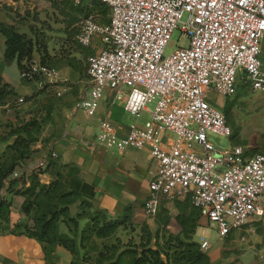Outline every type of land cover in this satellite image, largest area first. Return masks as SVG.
<instances>
[{
    "label": "built area",
    "instance_id": "1",
    "mask_svg": "<svg viewBox=\"0 0 264 264\" xmlns=\"http://www.w3.org/2000/svg\"><path fill=\"white\" fill-rule=\"evenodd\" d=\"M91 1L74 3L85 7ZM95 1L110 8L109 20L99 21L93 9L80 21L75 37L93 50L87 56L89 85L77 106L94 115L108 88L111 102L123 100L136 120L147 113L123 134L104 118L96 134L109 148H150L157 170L145 213H157L162 196H188L220 238L262 215L264 153L249 154L240 143L216 145L209 134L232 133L224 111L211 101L213 93L232 97L239 80L264 91V0ZM176 29L187 42L165 54ZM20 76L43 87L62 82L59 70L41 58L27 63ZM57 156L43 155L35 168ZM199 241L202 248L211 243L204 235Z\"/></svg>",
    "mask_w": 264,
    "mask_h": 264
},
{
    "label": "rangeland",
    "instance_id": "2",
    "mask_svg": "<svg viewBox=\"0 0 264 264\" xmlns=\"http://www.w3.org/2000/svg\"><path fill=\"white\" fill-rule=\"evenodd\" d=\"M32 3L29 4L32 7L24 9V12L14 9L12 5H2L4 10L13 11V21L7 24L20 35L21 60L41 54L46 57L45 62L57 69L55 63L64 58L87 61L91 50L78 44L74 37L82 16L96 9L94 13L99 21L107 22L110 8L95 0L85 7L75 5L74 0H33ZM186 42V38L176 29L165 54ZM54 58L56 62L51 60ZM261 59L264 62L263 53ZM85 65L88 68L87 62ZM85 78L87 81L89 74H85ZM235 89L232 97L213 93L211 100L224 111L231 135L226 137L210 133L209 137L219 146L240 143L247 147L249 154L264 153V91H253L241 80ZM107 91L109 89L105 88L99 105ZM152 106L153 102L149 104V107ZM18 179L19 176L12 173L8 178L11 180L10 187L7 188V182L3 191L21 192ZM47 200L57 208L64 207L52 195L44 199ZM77 203L78 210L72 212L68 206V210L60 215L62 221L58 222L57 232L65 235L64 244L39 241L47 264H130L134 257L141 254L151 262L147 264H236L242 253L240 258L244 261L255 263L260 260L261 263L249 244L256 247L264 245V213L238 230L239 242L236 243L234 232L223 238L218 237L216 228L208 225L188 196H162L159 211L153 215L146 214L143 207H138L127 209L120 217H110L96 212L88 204ZM36 213V207H33L29 217H34ZM34 222L33 218V222L29 223L33 225ZM8 228L7 222L0 220V230ZM17 229L12 226L10 231ZM202 235L211 241L208 248L200 245ZM199 254H205L209 263L197 258Z\"/></svg>",
    "mask_w": 264,
    "mask_h": 264
},
{
    "label": "crops",
    "instance_id": "3",
    "mask_svg": "<svg viewBox=\"0 0 264 264\" xmlns=\"http://www.w3.org/2000/svg\"><path fill=\"white\" fill-rule=\"evenodd\" d=\"M32 1L0 0V21L5 24L13 21V11L4 10V3L24 12V9L32 7L29 5ZM98 39L99 36H96V41ZM5 40L0 34V83L6 84L12 92L3 98L4 102L0 100V165L9 164L12 159L15 161L12 173L17 172L22 189L36 179L64 192H78L79 198L68 204L72 212L78 210L77 201L80 203L81 200L110 217L124 215L128 207H143L150 192L149 181L157 170L150 148H109L96 140V134L100 120L104 118L115 124L123 134L133 122L142 124L147 113L136 120L125 110L123 100L111 102L113 92L109 90L96 113L88 115L77 106V100L89 85V79L86 81L85 78L88 74L87 61L73 57L57 61L55 65L62 82L43 87L39 82L24 81L17 64L5 59ZM75 40L78 43L76 37ZM86 49L93 50L90 47ZM33 58H41V54ZM51 60L56 62V58ZM60 83H63L64 89L58 95L56 92ZM20 96H25L26 100L19 102ZM50 151H56L58 156L51 159L46 167L36 169L39 159ZM0 193L11 202L6 221L9 228L0 230V264H47L37 238L29 236L22 226L10 231L16 223L25 224L29 220L21 208L23 194L3 189ZM0 220L5 221L2 217ZM238 230L233 231L236 243L239 242ZM253 246L255 244H249L262 262L260 256L264 254V245ZM242 255L236 264H261L260 260L245 262L240 258Z\"/></svg>",
    "mask_w": 264,
    "mask_h": 264
},
{
    "label": "trees",
    "instance_id": "4",
    "mask_svg": "<svg viewBox=\"0 0 264 264\" xmlns=\"http://www.w3.org/2000/svg\"><path fill=\"white\" fill-rule=\"evenodd\" d=\"M0 34L4 36V39H6L5 59L7 61L8 60L14 61L21 70L22 68L25 67L27 63H29L33 59V55L29 57L28 60L25 61L21 60V56H22L21 49L18 44V41L20 40L19 39L20 35L17 32H15L10 27V25L5 24L2 21H0ZM41 60L45 61L43 56H41ZM11 92L12 89L10 88L7 89L6 84L0 83V100H3L2 102H4L5 97H7ZM14 167H15V161L13 159L9 164L0 165V191L4 188V185H6L7 182H8L7 188L10 187L9 184H11V180H8V178L12 174ZM8 189L6 190L9 191ZM20 193H22L24 196V200L21 205L24 214H26L29 217L30 211L33 209V207H36L37 213L34 217H29V220L25 224L16 223L14 227L18 228L19 226H22L23 228L22 230L24 232H26L29 236H33L37 238L40 242L47 241L49 243L58 242L64 244L63 238L65 235H61L60 233L57 232L58 222L62 221L60 219V215L62 214L63 211L68 210V204L71 201H74L77 198H79L78 192L76 191L64 192L61 191L59 188L52 186L51 184L49 185L41 184L36 179H33L31 181V184L25 189H22ZM51 195L53 196V198H56L57 202L59 204H62V206L64 207L57 208L52 204H50L48 200L44 201L46 197L47 199L51 198ZM80 203H85L90 206V204L84 200H81ZM25 204L27 205L26 207ZM10 205L11 202L0 195V217H2L5 221H8L9 218ZM128 209H130V207H128ZM95 211L105 213L102 210H98V209ZM48 214L49 216H47ZM33 218L35 222L33 223V225H31L29 222H33ZM63 218L65 221L66 218L65 217ZM197 258L205 259L209 263V259H207L205 254H199V257ZM148 262L150 261L147 260V257L141 254L138 257H134L132 259V262H130V264H147Z\"/></svg>",
    "mask_w": 264,
    "mask_h": 264
}]
</instances>
